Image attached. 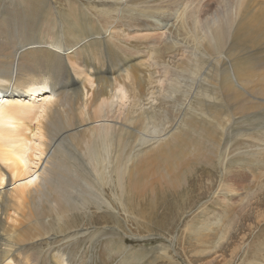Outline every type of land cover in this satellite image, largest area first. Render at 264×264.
<instances>
[{
    "label": "bare ground",
    "instance_id": "bare-ground-1",
    "mask_svg": "<svg viewBox=\"0 0 264 264\" xmlns=\"http://www.w3.org/2000/svg\"><path fill=\"white\" fill-rule=\"evenodd\" d=\"M15 1L5 0L0 15L9 27L0 33V264H19L17 255L23 264H53L46 252L37 260L31 245L52 247L59 238L54 232L62 231L72 210L87 211L93 204L120 213L127 192L154 190L155 181L177 186L187 180L193 157L221 158L228 134L214 130L210 117L226 112L223 102L231 105V122L243 111L264 109V0H221L220 8L203 16L201 7L188 3L203 32L191 38L194 65L179 67L198 81L192 95L199 94V113L182 114L185 126L178 122L168 132L154 126L137 144L130 109L116 124H93L124 74L137 86L135 96L143 98L142 79L150 71L140 59L116 48L80 0L65 8L54 0ZM121 1L120 7L126 0ZM167 18L154 13L152 20L165 26ZM69 62L85 69L73 75ZM173 82L172 89L182 88ZM148 112L139 113L147 125ZM132 255L126 264L134 262ZM65 258L56 261L63 264Z\"/></svg>",
    "mask_w": 264,
    "mask_h": 264
},
{
    "label": "rangeland",
    "instance_id": "rangeland-1",
    "mask_svg": "<svg viewBox=\"0 0 264 264\" xmlns=\"http://www.w3.org/2000/svg\"><path fill=\"white\" fill-rule=\"evenodd\" d=\"M4 1L0 0V15ZM70 1L54 0L58 8H65ZM220 1L126 0L120 7L121 0H80L116 48L138 57L139 63L150 71L142 79L143 98L135 96L138 88L124 74L125 78L116 82L109 102L102 103L101 116L93 125L116 124L130 109L139 130L138 139L148 135L154 126L163 129V133L178 122L184 127L182 114L199 113V94L196 98L192 95L198 81L193 72L179 67L180 62L187 61L194 65L191 38L195 31L199 36L203 32L191 17L188 3H192V8L201 7L198 12L203 16L210 8L211 13L220 8ZM163 12L168 15V24H155L153 14ZM8 28L0 17V33ZM75 66L69 64L73 75L85 69L80 63ZM175 78L182 82L181 89H172ZM223 104L228 107L226 112L209 116L214 130L223 129L228 134L220 159L193 157L188 161L191 170L187 180L178 181V187L155 181L154 190L146 187L127 192V204L120 213L90 204L93 211L72 210L66 223L55 218L54 225L62 222L64 227L60 225L62 231L54 232L59 242L53 241L52 247L33 243L31 252L38 253L37 260L41 252H46L47 260L53 264H59L56 259L63 256L67 260L63 264H126L124 260L132 253L134 262L128 259L127 264H264V109L255 114L238 111L239 120L231 122V105ZM143 109L149 111L148 125L139 117ZM99 144L103 149L102 142ZM107 146L109 142L105 150L110 151ZM111 158L110 152L109 162ZM106 187L113 194L108 184ZM54 215L55 210L50 213ZM16 257L23 264L22 255Z\"/></svg>",
    "mask_w": 264,
    "mask_h": 264
}]
</instances>
